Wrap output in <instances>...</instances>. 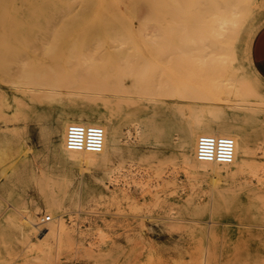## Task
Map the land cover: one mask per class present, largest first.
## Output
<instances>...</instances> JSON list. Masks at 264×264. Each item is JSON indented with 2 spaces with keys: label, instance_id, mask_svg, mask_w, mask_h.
Returning <instances> with one entry per match:
<instances>
[{
  "label": "rangeland",
  "instance_id": "rangeland-1",
  "mask_svg": "<svg viewBox=\"0 0 264 264\" xmlns=\"http://www.w3.org/2000/svg\"><path fill=\"white\" fill-rule=\"evenodd\" d=\"M234 1L253 25L223 44L191 22L188 8L184 17L166 20L162 0L159 8L158 0H61L50 23L32 16L43 0H0V95L10 106L0 118V251L14 253L9 264L28 254L16 226L28 214H36L40 227L60 221L83 234L85 246L71 252L74 264H195L202 249L212 264H264V181L227 177L223 168L218 176L192 173L178 148L184 124L225 121L250 137L263 174L264 75L253 52L264 27L255 10L264 0ZM135 7L140 19L132 20ZM22 72L61 83L64 95L50 100L17 90L11 81ZM81 84L94 86L102 99H72L69 92ZM20 100L31 112L14 120ZM82 107L131 132L133 151L123 154L121 168L127 179L62 156L54 131L64 113L74 117ZM150 119L161 145L137 144L136 126ZM152 154L175 162L141 161ZM46 215L51 221L44 222ZM96 230L107 233L100 253L89 251Z\"/></svg>",
  "mask_w": 264,
  "mask_h": 264
},
{
  "label": "bare ground",
  "instance_id": "bare-ground-1",
  "mask_svg": "<svg viewBox=\"0 0 264 264\" xmlns=\"http://www.w3.org/2000/svg\"><path fill=\"white\" fill-rule=\"evenodd\" d=\"M159 1L160 0H158L157 2V8H159V4L161 3ZM162 1L165 8L163 15L165 16L166 20L176 19L177 17L180 18V16L184 17V13L182 10L188 8V10L190 9V12H192L191 22L195 26L201 27L199 30H202V33H204L205 35H211L214 43L217 41V39L223 38L224 44L225 38L229 37V35L242 37L243 35H248L251 30V26L253 25V23L250 21L252 17H250L249 14L247 15L246 11L243 12L242 8L239 9L240 4L238 5L234 0H189V7L186 6V8L184 4V1L186 0ZM42 3L44 4L41 8V12H38V14L33 13L32 16L37 15L36 17L39 16V19L42 22L50 23L53 21L54 15L61 10V0H43ZM140 9L141 8L139 7H135L133 17L131 18L132 20L140 19ZM254 17L258 18L257 20H264V5H260L259 9L256 8ZM199 30H197V32H199ZM3 57L5 56L3 55ZM11 84L17 90L24 88L36 93H42L50 100L55 99V97L57 96L62 97L64 95L60 90L61 83L57 84L56 82L53 83L50 81L41 80L38 75H34L29 72H22V74L20 75V80L11 81ZM85 85L81 84L72 88L69 92V96L72 97V99L81 101L83 103L102 99V97L99 96L100 94L97 93L98 91L93 88L94 86ZM245 90L249 89L245 88ZM112 94H114V92ZM5 106L7 108L10 107L7 103V99L0 95V118H5V112L3 111V108H5ZM29 112H31V107L28 103L23 100L17 101L14 112V120L24 119L26 115L29 114ZM75 114L76 115L74 117H69L64 113L62 117H60L59 124L54 131V133L60 134V143L58 146L62 156L68 159L80 158L88 164L105 167L112 172L117 171V177H123V179H127V175L121 173V168L124 165L123 154L126 151H133L132 147L130 146L132 137L131 132L128 131L127 135H125L123 134L121 127H111L110 122L106 120L105 114L99 110L82 107L77 109ZM127 119L131 120L132 116L128 117ZM71 123L87 125L94 124L102 126L105 130V143L102 151L99 153H93L69 150L66 147L65 138L67 127ZM10 130L14 129L12 128ZM10 130L3 129L1 132H8ZM156 130H159V127L157 126L156 121L153 119H150L146 122H139L136 126V138L138 139L137 144H150L154 146L161 145L162 142L160 136H157L155 134ZM195 130V140L192 144V148L189 149L190 134ZM181 133L182 134L179 136L178 142L180 157L185 166L188 167L190 172L199 173L209 172L210 170H212V172L214 174H217L218 176L220 168H223V172L226 173L227 177H236L242 174H249L251 175V177H255L259 183L264 181V169L263 174L261 175L260 170L262 167L259 166V161L255 158L256 148L252 145L250 137L248 135H243V133L237 130L232 124L219 120H210L206 122L199 121L191 125L184 124L181 127ZM201 134L230 136L234 138L236 142L235 161L231 165L227 166L199 161L196 158V142ZM141 161H148L150 163L158 162V164L160 165L171 164L175 162L174 159L170 158L163 160L159 159L155 154H152L151 157H142ZM123 193H126L125 190ZM50 201L51 203L56 204V201ZM157 203L159 204V202ZM59 207H61V205H59ZM49 211L54 212V210L52 211L51 209H49ZM47 216L50 215H46L45 218ZM56 216L59 217L60 215ZM23 219L24 221H22V223L16 224L19 229L17 230L18 239L21 242H26L28 245V254L25 256L21 264H74L75 260L73 259L71 252L76 247L81 246V248L83 249V247L85 246L83 245L84 241L82 233H79V231L77 230H68L66 225L60 221L47 223L46 225L40 227V223L37 222L38 219L36 214L25 215L23 216ZM32 235L36 236L38 242L31 244ZM109 237L110 235L108 236V238ZM94 239L91 240L90 243L88 242L90 245V250L88 249L89 251L93 250L94 252L96 248L98 250V248L106 247L107 233L105 232V230H96ZM98 251L99 253L101 252V250ZM13 257L14 253L12 251L5 252V255L2 253V251H0V264L11 263ZM210 258L211 256L208 253L207 249H202L197 263L195 264H212Z\"/></svg>",
  "mask_w": 264,
  "mask_h": 264
},
{
  "label": "built area",
  "instance_id": "built-area-1",
  "mask_svg": "<svg viewBox=\"0 0 264 264\" xmlns=\"http://www.w3.org/2000/svg\"><path fill=\"white\" fill-rule=\"evenodd\" d=\"M105 130L100 125L71 123L66 130L65 144L69 150L99 153L104 148ZM199 161L221 166L231 165L236 158V142L230 136L201 134L196 142ZM51 221L47 216L44 222Z\"/></svg>",
  "mask_w": 264,
  "mask_h": 264
},
{
  "label": "crops",
  "instance_id": "crops-1",
  "mask_svg": "<svg viewBox=\"0 0 264 264\" xmlns=\"http://www.w3.org/2000/svg\"><path fill=\"white\" fill-rule=\"evenodd\" d=\"M254 61L264 75V27L257 34L254 41Z\"/></svg>",
  "mask_w": 264,
  "mask_h": 264
}]
</instances>
